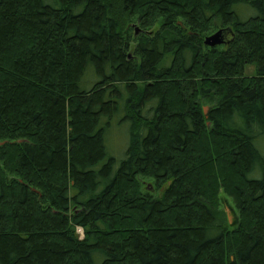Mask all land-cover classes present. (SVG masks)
<instances>
[{"label":"trees","instance_id":"1","mask_svg":"<svg viewBox=\"0 0 264 264\" xmlns=\"http://www.w3.org/2000/svg\"><path fill=\"white\" fill-rule=\"evenodd\" d=\"M263 143L264 0H0V264H264Z\"/></svg>","mask_w":264,"mask_h":264},{"label":"rangeland","instance_id":"2","mask_svg":"<svg viewBox=\"0 0 264 264\" xmlns=\"http://www.w3.org/2000/svg\"><path fill=\"white\" fill-rule=\"evenodd\" d=\"M129 28H132L131 30V37H132V41H131V50H130V55L133 57L134 56V47L136 46V38L137 36H139L141 34L140 32V26L138 24H133L132 26H129ZM216 33V32H214ZM213 33V34H214ZM212 35V34H211ZM208 37V36H207ZM230 36H224V38L228 39ZM255 67L254 66H247L245 68V76H253L255 75ZM212 104L207 102V101H203V106H204V111L205 113H208L209 110V106H211ZM121 129H117L112 133V137H111V141L110 143H112V148L114 152H117V154L119 153L120 155L122 153H124L125 148H126V136L122 135L121 133ZM263 149H264V143H263ZM261 150V149H260ZM118 154V155H119ZM142 188L143 190H148L150 192H152L154 194L155 197H159L160 194L162 193V190H156L154 188L153 183L151 182V180L146 179L145 181L142 180ZM219 204H220V210L222 212H224L228 226L230 229H234L236 228V226L239 223L240 220V212H239V208L235 202V199L231 196L228 195L227 193H224L223 191L220 193L219 195ZM77 234L79 236L80 239H82L84 237L83 231L81 229L77 230Z\"/></svg>","mask_w":264,"mask_h":264},{"label":"water","instance_id":"3","mask_svg":"<svg viewBox=\"0 0 264 264\" xmlns=\"http://www.w3.org/2000/svg\"><path fill=\"white\" fill-rule=\"evenodd\" d=\"M205 45L211 48L220 46L225 43L224 30H218L216 33L205 38Z\"/></svg>","mask_w":264,"mask_h":264}]
</instances>
